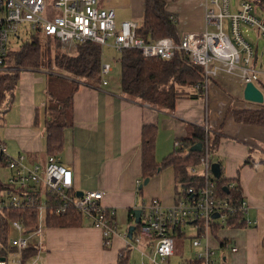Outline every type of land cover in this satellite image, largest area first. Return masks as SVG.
<instances>
[{
    "label": "crops",
    "instance_id": "obj_1",
    "mask_svg": "<svg viewBox=\"0 0 264 264\" xmlns=\"http://www.w3.org/2000/svg\"><path fill=\"white\" fill-rule=\"evenodd\" d=\"M207 1L168 0V9L178 17L180 35L206 28ZM101 5L113 7L116 16L124 15L121 20L139 22L145 13V0H103ZM249 41L255 47L264 81V64H258L264 47L260 50L259 44ZM242 88L228 77L213 79L207 98L181 97L174 110L166 111L125 94L121 85L109 80L107 84H80L73 98V125L65 130L59 154L74 171L75 189L103 191L101 202L116 209L118 228L124 231L132 225L130 209H141L155 197L165 205L176 202L177 180L172 166L150 179L141 195L137 193L143 125H158L156 156L160 161L180 139L192 137V126L207 123L220 135L214 161L221 164L227 178H238L248 204V226L227 225L219 229V239L211 236L210 245L216 249L214 264H264V125L235 119L234 109L253 107ZM46 103L47 71L23 70L15 97L0 120V140L13 155L25 154L29 165H42L47 160ZM247 158L250 163H245ZM222 240H227L228 246L222 247ZM126 247L127 239L117 233L107 246L101 228L88 221L77 227H45L42 243L27 264H116ZM194 248L196 253L203 249ZM176 251L175 241L174 254L163 264H171Z\"/></svg>",
    "mask_w": 264,
    "mask_h": 264
},
{
    "label": "built area",
    "instance_id": "obj_2",
    "mask_svg": "<svg viewBox=\"0 0 264 264\" xmlns=\"http://www.w3.org/2000/svg\"><path fill=\"white\" fill-rule=\"evenodd\" d=\"M102 1L0 0V71L11 69L4 60L9 50L14 48L13 44L39 31L60 39L64 47H75L77 43L88 40L103 46L113 39L111 46L118 51L136 48L145 58L171 59L178 50L183 51L191 62L204 67L202 87L205 98L209 95L213 79L228 77L241 83L243 88L249 82L258 86L262 80L255 47L243 27L254 28L257 35L264 38V17L250 1L239 0L234 6L231 0H208L206 28L182 34L178 43L171 36L147 41L137 33L138 21L123 19L118 23L116 10L101 5ZM101 71L103 84H107L106 76L112 71V66L104 62ZM210 131V125L206 123L205 142L202 143L204 152L199 164L190 167L192 175H201L200 185L190 186L185 195L172 205H165L158 197L145 202L141 207L140 230H134L132 238L128 236V229L119 230L116 209L101 202L103 191L89 190L78 195L79 191L74 187V171L62 162L60 155L49 154L44 167L41 164L29 165L25 154L13 155L0 140V164L12 171L5 182L1 180L0 210L33 207L38 211V226L32 232L26 231L23 220L10 221L17 234L10 239L12 251L0 257V264H27L23 261L24 250L33 242L41 245L48 204L46 192L54 194L59 201L56 206L58 214L66 213L72 205L80 209L85 219L101 228L105 243L108 244L116 233L127 239L128 246L142 256L140 264L165 263L174 254L175 235L184 232V225L196 226L193 245L203 249L195 257L202 259L203 264H214L216 249L210 245L213 224L225 225L227 218L239 211L246 214L248 204L246 199L237 204L217 194L210 160ZM215 213H219L216 218L213 217ZM231 249L237 251L238 247L231 246Z\"/></svg>",
    "mask_w": 264,
    "mask_h": 264
},
{
    "label": "trees",
    "instance_id": "obj_3",
    "mask_svg": "<svg viewBox=\"0 0 264 264\" xmlns=\"http://www.w3.org/2000/svg\"><path fill=\"white\" fill-rule=\"evenodd\" d=\"M177 1V0H173ZM254 4L258 13L264 16V0H247ZM168 0H145V13L139 22L137 33L147 41L164 36H171L175 42L180 41L178 17L168 9ZM24 37H27L23 42ZM22 37V45L9 50L4 64L11 69L0 71V120L7 112L15 97V90L23 70L43 69L47 71V103L45 107V130L47 133V153L59 155L65 144V130L73 125V98L80 83L64 77L83 78L90 84H103L102 65L103 46L88 40L77 43L73 53L62 48L60 39L42 32L35 31ZM23 42V43H22ZM121 63V89L134 98L157 106L161 110L171 111L176 106L177 99L188 96H204L202 84L205 70L202 65L191 62L187 55L178 50L171 59L158 57L145 58L136 48H125L119 51ZM56 69V70H55ZM107 77V76H106ZM264 93V81L258 82ZM70 87L68 90L67 88ZM234 117L239 122L264 125V102L255 103L253 107L233 110ZM192 137L180 139L174 150L162 160L156 156L158 140V125L145 123L141 133V178L137 193L142 194L145 185L140 187L146 178L152 179L163 168L172 166L177 180L176 201L182 198L190 186L198 187L202 182L199 174L192 175L190 167L199 164L203 150H192L195 143L205 142V126H192ZM220 135L211 129L209 134L210 160L214 161ZM245 163H250L247 158ZM221 165V164H220ZM216 192L219 196L229 199L232 203H240L245 199L238 178H227L222 172L215 179ZM0 179V187L2 186ZM48 202L45 213V227H77L82 226L85 219L82 211L70 206L66 213L58 214L56 206L59 201L52 193L46 192ZM135 209H130V223L135 224ZM23 220L26 231L32 232L38 226V211L33 207L8 208L0 210V257L6 256L12 248L9 246L13 236L11 220ZM89 222V221H88ZM91 223V222H89ZM93 225V223H92ZM227 225L248 226L246 214L241 211L227 218V223H214L212 237L219 239V229ZM141 219L135 230L139 231ZM201 231V229H200ZM185 232H177L175 237L183 238ZM111 240V239H109ZM221 240V239H220ZM227 240H222V247L227 246ZM107 246L108 244L105 243ZM38 251L36 243H31L24 250L23 261L29 259ZM133 249L129 246L122 249L116 264H132ZM187 264H203L200 258L186 261Z\"/></svg>",
    "mask_w": 264,
    "mask_h": 264
},
{
    "label": "rangeland",
    "instance_id": "obj_4",
    "mask_svg": "<svg viewBox=\"0 0 264 264\" xmlns=\"http://www.w3.org/2000/svg\"><path fill=\"white\" fill-rule=\"evenodd\" d=\"M238 1L239 0H231L232 4L234 6L238 3ZM120 16H124V15H121V13H119V15L116 16V21L118 23L121 21ZM211 29H213V28L211 27ZM243 30H244V33L249 37L250 40H252L254 43L259 44L260 50L262 49V47H264V38L258 36L257 32L254 28L244 26ZM26 38L27 37H24L23 42L26 40ZM112 40L113 39H110L108 45H103V60L107 63H110V65L112 66V71L107 75L106 78L109 81L113 82L114 84H117L120 86L121 85V63L119 61V51L111 46ZM21 45L22 44L18 43V42H16L15 45L13 44V46L16 48L21 46ZM62 48L65 49L68 53H73L75 47H64L62 45ZM261 55H262L261 60L258 63L259 65L264 64V54H261ZM62 75L68 79L76 80L80 84H84V83L88 82L87 80H85L83 78L75 79L71 75L70 76H67V74H62ZM47 84H48V80H47ZM69 88L70 87H68L67 90ZM248 103H250L251 105H255V102L248 101ZM31 163H33V161H31ZM44 165H45V163L42 164V167H44ZM11 173L12 172L8 168V166L0 164V179L2 181L5 182L6 178L9 177L11 175ZM195 227H196L195 225H184L183 226L182 229L186 233L185 238L184 239L180 238V237L176 238V249H177V251H176V255L173 256L171 259V264H184V263H186V260H188L191 257H194V255L196 253V249L193 246V240L191 237L194 236L196 233ZM12 234L13 235L17 234V232L13 228H12ZM140 260L142 261V256L140 255V253L137 250H133L132 261L136 264V263L141 262Z\"/></svg>",
    "mask_w": 264,
    "mask_h": 264
},
{
    "label": "water",
    "instance_id": "obj_5",
    "mask_svg": "<svg viewBox=\"0 0 264 264\" xmlns=\"http://www.w3.org/2000/svg\"><path fill=\"white\" fill-rule=\"evenodd\" d=\"M243 95L247 101H251V102H255V103H263L264 102V93L253 82H249L246 84L244 91H243ZM201 149H202V143L201 142L195 143V145L192 146V150L201 151ZM212 172L215 175V177H220L222 175V168H221L220 163H218V162L212 163ZM149 181H150V179L146 178L140 187H143V185H147L149 183ZM82 194H83V191L78 192V195H82ZM134 214H135V220H134L135 224L130 225L128 228L129 238H132L136 224H138L140 222L142 209H140V208L135 209ZM218 216H219V213H215L213 215L214 218H216Z\"/></svg>",
    "mask_w": 264,
    "mask_h": 264
}]
</instances>
